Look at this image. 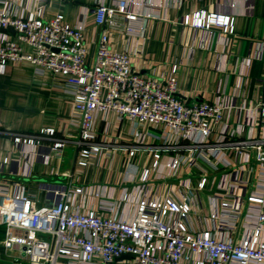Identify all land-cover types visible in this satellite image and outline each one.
<instances>
[{"label":"crops","instance_id":"1","mask_svg":"<svg viewBox=\"0 0 264 264\" xmlns=\"http://www.w3.org/2000/svg\"><path fill=\"white\" fill-rule=\"evenodd\" d=\"M101 1L0 0V9L23 16L62 12L71 23L80 21L88 10L93 56L101 32L93 10ZM136 1L145 22L143 36L134 40L112 32V45L118 50H130L134 69L141 73L164 78L177 64L179 94L183 98L226 104L227 138L223 144L212 146L222 155L215 157L209 148L192 146L189 141L171 147L161 127H137L126 118L118 124L114 114L108 112L96 121L102 151L87 166H80L76 143L80 135L73 115L71 87L65 77L37 74L33 64L25 61L10 63L0 71V184L11 191L19 184L24 191L36 195L41 204L47 200L49 184L82 186L84 192L78 200L85 208L97 207L99 199H107L116 201L120 215L126 217L134 214L139 196L181 198V191H187L192 208L189 224L194 231L209 228V215L218 206L215 195L226 193L238 206L240 215L233 235L239 240L245 219L257 212L249 196L264 195V165L255 158L250 145L238 144L264 135V0ZM196 12L230 16L234 29L225 32L217 26L205 29L186 23L187 16ZM25 50L29 51V47ZM43 129H54V135L43 138L38 153L30 158L29 175L20 173L28 166V155L17 147L15 134H34ZM137 129L143 132L140 138L135 135ZM217 134L212 137L214 142ZM57 141L65 142L61 155L52 149ZM7 155L12 158L10 163L3 162ZM179 156L184 162L179 169H171L169 162ZM146 170L150 175L145 181ZM203 178L206 186L200 188ZM241 182L243 195L238 202ZM5 233V226H0V264H13V255L3 245Z\"/></svg>","mask_w":264,"mask_h":264},{"label":"built area","instance_id":"2","mask_svg":"<svg viewBox=\"0 0 264 264\" xmlns=\"http://www.w3.org/2000/svg\"><path fill=\"white\" fill-rule=\"evenodd\" d=\"M137 4L136 0H102L94 7V19L101 32L93 56L88 10L80 21L71 23L62 12L23 16L0 9V31L9 27L15 30L14 36L0 33V71L10 63L26 61L33 64L37 74L66 78L79 127L76 143L80 166H87L102 151L96 121L108 112L114 114L118 124L126 118L137 127H161L171 147L189 141L192 146L209 148L215 157L222 155L212 146L223 144L227 138L226 104L183 98L179 94L177 64L164 78L141 73L134 69L130 50L112 45V32L134 40L143 36L145 22ZM186 23L205 29L217 26L225 32L234 29L233 18L217 13L196 12L187 16ZM54 132L43 129L34 134H15L17 147L28 155V166L20 173L29 175L30 158L38 153L42 139ZM215 133L219 134L214 142ZM135 135L140 138L143 132L137 129ZM238 144L250 145L255 158L264 165V135ZM25 145L27 149H22ZM64 145L57 141L52 149L61 155ZM11 161L9 155L3 160ZM183 162L179 156L168 166L177 170ZM149 175L146 170L143 180ZM206 181L202 179L200 188L206 186ZM238 186L242 192L243 182ZM3 187L0 184V226L6 228L3 245L13 255V264H264V195L249 196L257 212L245 219L243 235L236 240L233 234L240 214L226 193L215 195L218 206L209 215V228L194 231L189 224L192 208L187 191H181V198L139 196L134 214L126 217L120 215L116 201L107 199H99L97 207L85 208L78 200L84 192L82 186L49 184L43 204L19 184L13 191ZM242 195L238 194V202ZM123 254L130 257L119 260Z\"/></svg>","mask_w":264,"mask_h":264},{"label":"water","instance_id":"3","mask_svg":"<svg viewBox=\"0 0 264 264\" xmlns=\"http://www.w3.org/2000/svg\"><path fill=\"white\" fill-rule=\"evenodd\" d=\"M3 32H12V33H15V30L14 28L12 27H9V28H6V29H2ZM130 257L129 254H123L122 256H120L118 259L121 260V259H128Z\"/></svg>","mask_w":264,"mask_h":264}]
</instances>
